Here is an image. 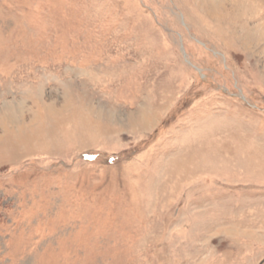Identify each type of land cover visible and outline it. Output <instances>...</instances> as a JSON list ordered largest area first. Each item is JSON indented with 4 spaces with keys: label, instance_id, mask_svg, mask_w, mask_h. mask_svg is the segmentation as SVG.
Here are the masks:
<instances>
[{
    "label": "rangeland",
    "instance_id": "obj_1",
    "mask_svg": "<svg viewBox=\"0 0 264 264\" xmlns=\"http://www.w3.org/2000/svg\"><path fill=\"white\" fill-rule=\"evenodd\" d=\"M0 264H264V0H0Z\"/></svg>",
    "mask_w": 264,
    "mask_h": 264
}]
</instances>
